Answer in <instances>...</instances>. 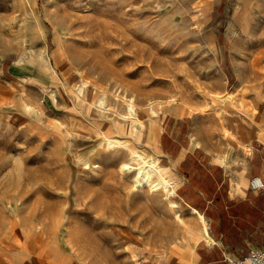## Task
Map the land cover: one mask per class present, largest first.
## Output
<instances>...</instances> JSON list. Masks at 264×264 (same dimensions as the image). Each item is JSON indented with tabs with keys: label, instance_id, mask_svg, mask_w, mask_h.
Wrapping results in <instances>:
<instances>
[{
	"label": "rangeland",
	"instance_id": "obj_1",
	"mask_svg": "<svg viewBox=\"0 0 264 264\" xmlns=\"http://www.w3.org/2000/svg\"><path fill=\"white\" fill-rule=\"evenodd\" d=\"M153 129L264 145V0H0V264H186L196 217L134 183L133 149L173 179Z\"/></svg>",
	"mask_w": 264,
	"mask_h": 264
},
{
	"label": "crops",
	"instance_id": "obj_2",
	"mask_svg": "<svg viewBox=\"0 0 264 264\" xmlns=\"http://www.w3.org/2000/svg\"><path fill=\"white\" fill-rule=\"evenodd\" d=\"M153 131V147L172 171L178 198L208 224V237L196 243L186 264H229L264 250V191L250 188L254 177L264 181V145L252 140L251 154L223 163L203 148H182L171 135ZM165 141L174 147L166 151Z\"/></svg>",
	"mask_w": 264,
	"mask_h": 264
},
{
	"label": "bare ground",
	"instance_id": "obj_3",
	"mask_svg": "<svg viewBox=\"0 0 264 264\" xmlns=\"http://www.w3.org/2000/svg\"><path fill=\"white\" fill-rule=\"evenodd\" d=\"M127 109L129 111L128 115L131 119V123L132 122L136 123V125L139 126L136 128L138 132L140 129H142L144 124L142 123L135 109L133 100L130 99L128 101ZM118 144L121 145L122 143L118 142ZM148 153L149 152L146 150L144 151H140L136 149L132 150V154L135 156V158L141 161V166L138 168L137 174L135 175L134 178L135 187L137 189H143L144 187H149L153 192H163L167 196H170L173 199H177L178 197L176 194L177 183H174L173 179L170 178L169 173L163 170L164 165ZM122 168L123 171H130L132 169L129 166V164H123ZM154 176H157L156 181L153 180ZM171 204L173 208L178 207L177 203L174 201H172ZM190 212L196 217L198 224L200 226V232H199L200 238H207L209 235V230L205 217L201 213L195 210H190ZM176 218L178 219V221L182 222L181 215L178 214Z\"/></svg>",
	"mask_w": 264,
	"mask_h": 264
},
{
	"label": "built area",
	"instance_id": "obj_4",
	"mask_svg": "<svg viewBox=\"0 0 264 264\" xmlns=\"http://www.w3.org/2000/svg\"><path fill=\"white\" fill-rule=\"evenodd\" d=\"M250 188L255 192H263L264 181L260 177H254L250 181ZM229 264H264V250L251 252L247 257L229 262Z\"/></svg>",
	"mask_w": 264,
	"mask_h": 264
}]
</instances>
